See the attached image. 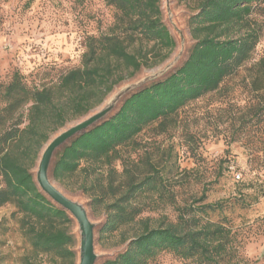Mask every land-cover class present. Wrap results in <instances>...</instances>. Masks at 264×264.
Returning a JSON list of instances; mask_svg holds the SVG:
<instances>
[{"label": "trees", "instance_id": "16d2710c", "mask_svg": "<svg viewBox=\"0 0 264 264\" xmlns=\"http://www.w3.org/2000/svg\"><path fill=\"white\" fill-rule=\"evenodd\" d=\"M106 3L116 11L114 22L107 32L88 37L81 66L41 86L29 85L19 71L8 83H0V175L4 183L0 206L10 203L17 208L32 254L51 256L56 263L76 264L75 220L37 182L41 150L52 133L90 112L127 77L165 61L177 45L163 20L161 0ZM193 9L189 28L195 43L183 64L166 77L129 92L108 116L72 137L54 155L51 175L66 187L71 188L82 172L85 183L95 176L92 184L100 194L93 196L92 204L105 208L99 241L120 235L115 244L125 245L103 264H150L161 252L200 264L242 262L237 230L202 215L222 211L221 201L193 206L191 214L186 208L176 221L142 216L146 208L138 197L154 192L163 177L153 171L139 177L138 166L129 167L123 154L124 149L139 147L136 138L146 127L159 122L166 130L164 124L182 108L217 92L242 70L250 94L246 106L251 114L246 123L251 130L261 129L264 55L253 58L262 35L258 18L264 16V0H197ZM117 161H121V172ZM118 174L128 179L115 184ZM130 227L137 229L127 236ZM22 262L34 264L29 254Z\"/></svg>", "mask_w": 264, "mask_h": 264}, {"label": "rangeland", "instance_id": "374dc122", "mask_svg": "<svg viewBox=\"0 0 264 264\" xmlns=\"http://www.w3.org/2000/svg\"><path fill=\"white\" fill-rule=\"evenodd\" d=\"M196 2L161 0L163 20L177 41L170 56L127 77L90 112L52 133L40 157L54 137L98 111L125 87L170 65L165 73L149 82L164 78L180 67L195 43L189 19ZM115 13L106 0H0V83H8L14 72L19 71L29 85L41 86L81 66L88 37L107 32L114 22ZM258 19L263 29L253 61L264 55V16ZM245 75L242 70L217 92L182 108L164 124L166 130H162L159 122L149 125L136 138L139 147L136 150L132 147L124 149L123 154L129 167L133 164L138 166L136 173L139 177L152 171L163 177L154 192L138 197L137 200L146 208L142 216L167 217L176 221L186 208L191 214L195 209L193 206L221 201L222 211H209L202 215L237 230L241 264H264V122L259 131L251 130L246 123L251 113L246 106L250 94ZM148 162L153 164L152 168ZM115 164L121 172V161ZM237 172L241 174L240 179L235 177ZM50 176L55 185L86 207L95 223L96 264L115 257L125 245L115 244L120 235L111 236L105 243L99 241L105 208L92 204L93 196L100 194L98 187L92 184L95 176L85 183L82 172L71 188L55 180L51 170ZM115 178L117 184L120 180L126 181L128 176L118 174ZM3 185L0 175V186ZM83 186L87 188L85 191ZM203 194L205 200L197 202ZM19 219L20 213L13 204L0 206V264H23L22 258L26 254L34 264H62L61 261L56 263L51 256L32 254ZM136 229L130 227L126 235H133ZM73 232L77 240L76 264H79L81 233L76 220ZM150 264L200 263L161 252Z\"/></svg>", "mask_w": 264, "mask_h": 264}, {"label": "water", "instance_id": "95a60500", "mask_svg": "<svg viewBox=\"0 0 264 264\" xmlns=\"http://www.w3.org/2000/svg\"><path fill=\"white\" fill-rule=\"evenodd\" d=\"M170 66L140 80L139 82L132 83L119 91L105 106L100 108L98 111L89 115L85 119L79 121L78 123L67 128L65 131L54 137L46 145L41 154L36 171L37 182L40 188L54 202L67 210L77 221L81 233L79 264H96L98 260V254L96 252V225L91 220L86 207L79 201H76L68 196L52 181L50 170L54 155L56 151L72 137L108 116L117 107V105L125 95L148 83L150 80L162 75L169 69Z\"/></svg>", "mask_w": 264, "mask_h": 264}, {"label": "built area", "instance_id": "2783aa9c", "mask_svg": "<svg viewBox=\"0 0 264 264\" xmlns=\"http://www.w3.org/2000/svg\"><path fill=\"white\" fill-rule=\"evenodd\" d=\"M235 177H236V179H240V178H241V174H240L239 172H237V173L235 174Z\"/></svg>", "mask_w": 264, "mask_h": 264}]
</instances>
